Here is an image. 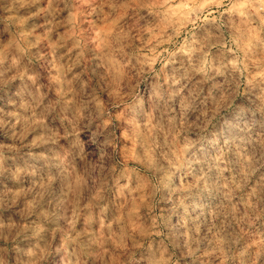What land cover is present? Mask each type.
Instances as JSON below:
<instances>
[{
	"label": "clouds",
	"instance_id": "9594fccd",
	"mask_svg": "<svg viewBox=\"0 0 264 264\" xmlns=\"http://www.w3.org/2000/svg\"><path fill=\"white\" fill-rule=\"evenodd\" d=\"M0 264H264V0H0Z\"/></svg>",
	"mask_w": 264,
	"mask_h": 264
}]
</instances>
